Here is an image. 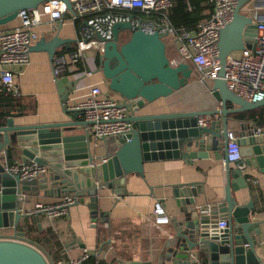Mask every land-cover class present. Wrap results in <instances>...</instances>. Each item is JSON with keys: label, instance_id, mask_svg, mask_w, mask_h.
<instances>
[{"label": "water", "instance_id": "water-1", "mask_svg": "<svg viewBox=\"0 0 264 264\" xmlns=\"http://www.w3.org/2000/svg\"><path fill=\"white\" fill-rule=\"evenodd\" d=\"M48 1L51 0H0V26L14 21L18 12L36 9ZM57 1L71 10L68 0ZM249 4L251 7L243 14ZM258 7L259 1L237 0L230 23L219 32V70L214 79L204 83L214 106L205 111L138 115L145 107L184 89L194 71L187 63H173L167 58L163 37L157 32L147 34L132 30L127 23L116 24L112 40L105 42L98 54L97 71L108 91L127 102L124 106L131 110V115L126 121L131 129L123 138L105 141L107 154L102 161H98L94 151L97 148L90 146L87 136L75 133L86 126L77 120L81 113L65 109L67 96L75 91L78 81L67 77L57 81L63 115L69 121L13 125V120L7 119L0 126V152L20 149L23 163L33 161L47 166L51 172L48 178L21 181L18 175L6 171L7 162L4 166L0 164V229H11L14 233L11 239H0V264H48L43 253L23 241L24 233L17 230L24 218L19 197L32 188L57 198L70 195L80 204L87 199L90 221L96 224L99 192L127 194V177L142 178L144 163L181 160L192 165L193 160L207 159L209 153L223 166V199L217 204L186 210L184 222L173 226L174 235L166 241L159 264H196L200 255L206 264H262L255 254L258 225L250 220L253 202L239 206L233 194L242 186L245 168L264 174V129L257 132L256 126L239 125L235 142L240 160L233 165L227 161L226 144L232 116L264 107V99L247 103L230 92L223 81L228 56L252 49L259 21L253 11ZM122 32L129 33V38L120 44ZM69 43L58 36L50 40L42 38L30 47V52H45L51 61L56 49ZM203 118H208V124L200 127L198 120ZM200 193L198 184H186L173 191L181 207L194 206V199ZM221 220L226 222V227L218 232L216 225ZM112 264L151 263L118 260Z\"/></svg>", "mask_w": 264, "mask_h": 264}, {"label": "crops", "instance_id": "crops-1", "mask_svg": "<svg viewBox=\"0 0 264 264\" xmlns=\"http://www.w3.org/2000/svg\"><path fill=\"white\" fill-rule=\"evenodd\" d=\"M258 1L259 7L253 13L259 18L258 23H260L264 22V0H253L254 3ZM250 7L251 4L245 8L243 14ZM18 25V19H15L0 26V33L16 28ZM36 33L37 40L42 38L50 40L54 36L69 40V44L58 47L55 52V55L66 54L79 36V25L68 20H65L61 26L51 25L43 19V24L36 29ZM125 34L122 32L121 35ZM163 42L164 44L166 42V54L170 52L176 60L173 42L170 39L163 40ZM93 53L87 54L88 62L85 65V69H91L92 74L78 81L75 91L67 96L66 110L83 101L89 89L95 85L101 87L104 96L115 100L120 99L119 96L108 91L106 83L97 71L98 65ZM14 86L18 93L20 109L16 111L18 115L15 114L16 116L8 118L13 120L11 124L69 121V118L63 115L61 93L57 87V81L51 75V61L45 52H30L29 64L19 75L15 76ZM213 106L214 101L207 87L199 82L197 75L196 78L192 75L184 89L145 107L138 115L205 111L212 109ZM207 119L202 120L208 121ZM77 120L83 122L82 116L80 115ZM242 123H247L249 127L256 126L253 122H238L232 119L228 123V132L236 136L239 125ZM75 133L83 134L84 128H80ZM94 151L98 161H102L107 154L103 146L97 147ZM11 157L12 163H22L20 149L12 150ZM6 162L7 155L2 151L0 152V164L4 166ZM186 184L201 186V193L194 199L195 204L191 207L179 206L173 194L177 187ZM224 187L223 166L221 162L214 160L212 153H209L205 160H193L192 165H186L181 160L144 163L142 178L136 175L127 177L125 182L127 194L119 196L108 190L99 192L96 224L90 221L86 199L83 204L77 203L70 207L68 213L59 218L48 219L39 215L36 219L24 216L17 230L21 232L19 229H22L26 223H31L33 231L29 235L31 239L29 241L32 245H37L38 248H36L51 262L78 258L84 250L90 254L97 250L101 251L99 261H105L107 264L118 260L159 264V259L165 252L166 241L174 235L173 226L184 222L186 210L189 212L197 207L219 203L224 196ZM237 188L239 189L233 197L239 206L246 205L250 200L253 202V213L250 220L257 224L259 229V234L254 236L257 243L255 254L264 264V174L259 173L257 169L245 168L242 172V186ZM31 190L19 197L22 201L20 213L23 215L38 202L52 204L70 196L62 195L57 198L45 195L38 188ZM154 201L163 203L170 218V223L160 230L151 227L146 222V218L152 212ZM23 233V240L28 242L25 239V232ZM13 235L11 229H0V239H11ZM33 240H36L37 244ZM196 262V264H203L205 259L200 255Z\"/></svg>", "mask_w": 264, "mask_h": 264}, {"label": "built area", "instance_id": "built-area-1", "mask_svg": "<svg viewBox=\"0 0 264 264\" xmlns=\"http://www.w3.org/2000/svg\"><path fill=\"white\" fill-rule=\"evenodd\" d=\"M71 10H66L61 1L51 0L33 10L18 12L19 25L0 33V86L5 94L18 97L14 86L15 76L19 75L30 61V47L37 40L36 29L43 24V19L51 25L61 26L65 20L79 23V36L68 53L55 55L51 60V75L55 81L63 77L80 81L92 74L85 69L87 54H99L105 42H110L113 27L127 23L132 30L147 34L157 32L163 40L173 42L178 61L190 65L201 84L214 79L219 70L218 38L219 32L227 26L236 7L237 0H208L212 14L208 21L195 30H177L169 20L172 0H68ZM258 35L252 49L232 53L226 59L223 81L226 88L243 101L253 104L264 99V22L258 23ZM127 102L104 96L99 85L92 86L85 99L70 107V111L81 113L84 134L91 147L104 146L106 140L123 138L131 129L127 118L131 110L124 105ZM13 115L18 114L16 111ZM208 121L199 119L200 127ZM259 132V129L257 130ZM236 136L228 132L226 157L230 165L240 160ZM18 175L21 181H37L48 178L51 172L47 166H40L30 161L16 163L6 170ZM78 199L66 196L55 203H36L24 213L25 217L45 216L55 219L65 216ZM146 222L155 229H162L170 223L163 203L154 201L152 212ZM226 222L218 221L216 230H224ZM42 253V252H41ZM44 255V253H43ZM45 256V255H44ZM90 256L99 260L101 251L90 254L83 251L78 258L59 260L48 264H83Z\"/></svg>", "mask_w": 264, "mask_h": 264}, {"label": "trees", "instance_id": "trees-1", "mask_svg": "<svg viewBox=\"0 0 264 264\" xmlns=\"http://www.w3.org/2000/svg\"><path fill=\"white\" fill-rule=\"evenodd\" d=\"M172 2L173 6L169 11V20L173 27L177 30H195L199 25L208 21L211 17L212 7L209 4L208 0H172ZM77 24L79 25V23ZM95 62L97 65L99 64L98 57H95ZM19 109V98L13 97L10 94H5L3 89L0 88V125H4L5 121L8 118L14 116L12 113L15 111H19ZM232 118L233 120L238 122H253L257 127L264 128V107L251 112H243L233 115ZM11 154L12 149H8L6 155L7 162L9 163V165L11 164L10 166L15 164L12 163ZM19 230H21V232H25V239L28 240L27 243L31 242L29 241L31 240L29 238V235L33 231V225L31 223H26L25 226ZM33 241L35 242V244H37L36 240ZM29 244H32V242ZM34 246L37 247V245ZM83 264L107 263L102 260H96L94 257L90 256Z\"/></svg>", "mask_w": 264, "mask_h": 264}, {"label": "rangeland", "instance_id": "rangeland-1", "mask_svg": "<svg viewBox=\"0 0 264 264\" xmlns=\"http://www.w3.org/2000/svg\"><path fill=\"white\" fill-rule=\"evenodd\" d=\"M128 38H129V33H126L125 35H121L119 37V43L122 44V43L126 42L128 40ZM166 56L171 62L175 61L174 60L175 56L173 57V54H171L170 52H168L166 54ZM193 78H196V73H193Z\"/></svg>", "mask_w": 264, "mask_h": 264}, {"label": "flooded vegetation", "instance_id": "flooded-vegetation-1", "mask_svg": "<svg viewBox=\"0 0 264 264\" xmlns=\"http://www.w3.org/2000/svg\"><path fill=\"white\" fill-rule=\"evenodd\" d=\"M93 55H94V59H95V57H98V55L96 54V52H94Z\"/></svg>", "mask_w": 264, "mask_h": 264}]
</instances>
